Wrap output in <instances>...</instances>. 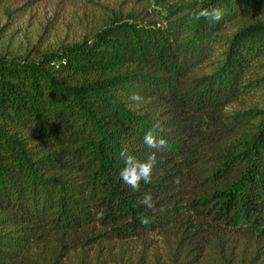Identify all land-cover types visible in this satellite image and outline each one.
<instances>
[{"label": "trees", "instance_id": "trees-1", "mask_svg": "<svg viewBox=\"0 0 264 264\" xmlns=\"http://www.w3.org/2000/svg\"><path fill=\"white\" fill-rule=\"evenodd\" d=\"M140 5L0 52V264H264V0ZM156 124L161 152L142 142ZM123 149L155 154L139 191Z\"/></svg>", "mask_w": 264, "mask_h": 264}, {"label": "rangeland", "instance_id": "rangeland-1", "mask_svg": "<svg viewBox=\"0 0 264 264\" xmlns=\"http://www.w3.org/2000/svg\"><path fill=\"white\" fill-rule=\"evenodd\" d=\"M140 4L141 0H9L0 8V52L57 50L89 37L108 10L140 9ZM148 7L150 13L153 8L161 12Z\"/></svg>", "mask_w": 264, "mask_h": 264}, {"label": "clouds", "instance_id": "clouds-1", "mask_svg": "<svg viewBox=\"0 0 264 264\" xmlns=\"http://www.w3.org/2000/svg\"><path fill=\"white\" fill-rule=\"evenodd\" d=\"M190 15L191 19L194 21H200L203 19L210 23L219 22L224 16V9L216 6L211 8H200ZM129 99L133 101H140L142 97L139 93H133ZM159 127V124L153 125V129L145 132L142 137L143 144L147 148L154 149L155 152H161L167 148V141L164 138H158L155 135V129ZM119 155L124 162V167L119 171V177L125 185L133 191H139L141 181L145 184L151 182L152 169L156 163L155 154H150L148 159L145 161H141L135 156L129 154L127 149L121 150ZM140 203L149 209L153 208L154 204L151 193H146L140 200ZM141 223H148L147 218H141Z\"/></svg>", "mask_w": 264, "mask_h": 264}]
</instances>
